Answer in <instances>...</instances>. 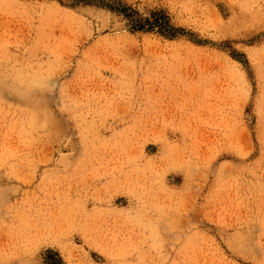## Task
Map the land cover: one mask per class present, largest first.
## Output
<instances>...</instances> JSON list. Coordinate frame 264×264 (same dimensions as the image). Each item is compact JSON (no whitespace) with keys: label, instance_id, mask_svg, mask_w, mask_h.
Instances as JSON below:
<instances>
[{"label":"rangeland","instance_id":"rangeland-1","mask_svg":"<svg viewBox=\"0 0 264 264\" xmlns=\"http://www.w3.org/2000/svg\"><path fill=\"white\" fill-rule=\"evenodd\" d=\"M0 264H264V0H0Z\"/></svg>","mask_w":264,"mask_h":264},{"label":"trees","instance_id":"trees-1","mask_svg":"<svg viewBox=\"0 0 264 264\" xmlns=\"http://www.w3.org/2000/svg\"><path fill=\"white\" fill-rule=\"evenodd\" d=\"M146 21H148V19H145Z\"/></svg>","mask_w":264,"mask_h":264},{"label":"bare ground","instance_id":"bare-ground-1","mask_svg":"<svg viewBox=\"0 0 264 264\" xmlns=\"http://www.w3.org/2000/svg\"><path fill=\"white\" fill-rule=\"evenodd\" d=\"M181 87V86H180ZM188 87V86H187Z\"/></svg>","mask_w":264,"mask_h":264}]
</instances>
